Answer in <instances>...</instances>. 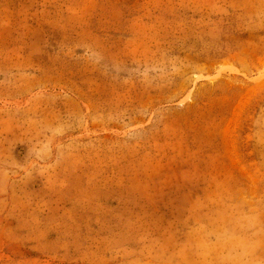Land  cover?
Wrapping results in <instances>:
<instances>
[{
  "label": "rangeland",
  "instance_id": "1",
  "mask_svg": "<svg viewBox=\"0 0 264 264\" xmlns=\"http://www.w3.org/2000/svg\"><path fill=\"white\" fill-rule=\"evenodd\" d=\"M0 264H264V0H0Z\"/></svg>",
  "mask_w": 264,
  "mask_h": 264
}]
</instances>
